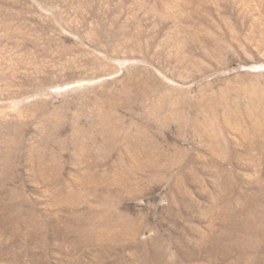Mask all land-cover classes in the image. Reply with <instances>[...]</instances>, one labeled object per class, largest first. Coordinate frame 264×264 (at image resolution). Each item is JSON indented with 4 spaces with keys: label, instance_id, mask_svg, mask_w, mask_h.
I'll return each mask as SVG.
<instances>
[{
    "label": "rangeland",
    "instance_id": "rangeland-1",
    "mask_svg": "<svg viewBox=\"0 0 264 264\" xmlns=\"http://www.w3.org/2000/svg\"><path fill=\"white\" fill-rule=\"evenodd\" d=\"M0 264H264V0H0Z\"/></svg>",
    "mask_w": 264,
    "mask_h": 264
}]
</instances>
